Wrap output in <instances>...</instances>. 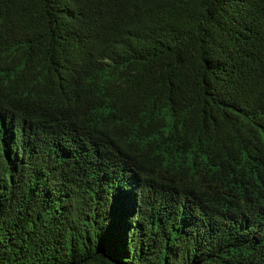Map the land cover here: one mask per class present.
<instances>
[{
  "label": "trees",
  "instance_id": "1",
  "mask_svg": "<svg viewBox=\"0 0 264 264\" xmlns=\"http://www.w3.org/2000/svg\"><path fill=\"white\" fill-rule=\"evenodd\" d=\"M0 264H264V0H0Z\"/></svg>",
  "mask_w": 264,
  "mask_h": 264
}]
</instances>
